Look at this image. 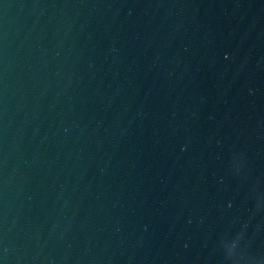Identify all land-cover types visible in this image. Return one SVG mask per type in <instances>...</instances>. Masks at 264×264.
<instances>
[{"label": "water", "instance_id": "water-1", "mask_svg": "<svg viewBox=\"0 0 264 264\" xmlns=\"http://www.w3.org/2000/svg\"><path fill=\"white\" fill-rule=\"evenodd\" d=\"M0 264H264V0H0Z\"/></svg>", "mask_w": 264, "mask_h": 264}]
</instances>
